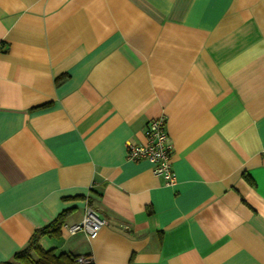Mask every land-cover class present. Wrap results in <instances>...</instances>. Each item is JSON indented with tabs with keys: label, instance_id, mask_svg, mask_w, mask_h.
<instances>
[{
	"label": "crops",
	"instance_id": "1",
	"mask_svg": "<svg viewBox=\"0 0 264 264\" xmlns=\"http://www.w3.org/2000/svg\"><path fill=\"white\" fill-rule=\"evenodd\" d=\"M0 42V263L63 213L92 264H264V0H0Z\"/></svg>",
	"mask_w": 264,
	"mask_h": 264
},
{
	"label": "built area",
	"instance_id": "2",
	"mask_svg": "<svg viewBox=\"0 0 264 264\" xmlns=\"http://www.w3.org/2000/svg\"><path fill=\"white\" fill-rule=\"evenodd\" d=\"M2 43L0 42V52ZM145 142L143 144H126V157L132 161H148L152 165L153 175H161L167 186L176 183V175L172 169V145L166 130V119L163 115L150 119L144 128ZM107 224V219L90 206H86L82 219L74 224L64 227L70 234L84 232L89 237H94L98 230ZM79 264H90V256L77 257Z\"/></svg>",
	"mask_w": 264,
	"mask_h": 264
},
{
	"label": "trees",
	"instance_id": "3",
	"mask_svg": "<svg viewBox=\"0 0 264 264\" xmlns=\"http://www.w3.org/2000/svg\"><path fill=\"white\" fill-rule=\"evenodd\" d=\"M62 215L63 213L59 214L47 225L35 229L26 245L16 251L10 260L0 264H79L76 259L80 255L58 251L55 248L45 250L39 244V238L43 235L50 237L59 235L60 226L63 223Z\"/></svg>",
	"mask_w": 264,
	"mask_h": 264
}]
</instances>
